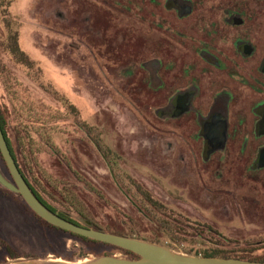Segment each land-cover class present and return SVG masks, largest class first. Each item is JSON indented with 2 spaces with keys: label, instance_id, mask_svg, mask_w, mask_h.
<instances>
[{
  "label": "rangeland",
  "instance_id": "1",
  "mask_svg": "<svg viewBox=\"0 0 264 264\" xmlns=\"http://www.w3.org/2000/svg\"><path fill=\"white\" fill-rule=\"evenodd\" d=\"M226 1L247 6L248 16L264 17V0ZM97 2L6 0L8 6L0 11V61L4 66L0 71V110L9 136L14 140L13 130H22L32 122L53 125V140L61 154L49 150L40 157L41 165L57 185L78 196L85 213L100 226L137 229L145 236L149 229H154L152 224H145L142 214L121 191L96 139L117 154V173L120 169L128 172L175 218L183 221L182 228L190 237L223 243L235 240L242 248L264 244V169H246L245 161L252 152L241 153V144L232 148V161L222 168H218L216 161L205 166L200 157L198 164L197 154L194 159L181 141L176 152L171 151L163 135L164 127L153 110L160 105L146 104L144 89L138 88V83L130 85L134 78H128L126 64L133 57L131 51L123 52L126 49L115 38L118 27L110 19L121 13L117 25L122 30L124 11L116 9V14L110 7H99ZM88 15L95 18L93 28L104 22L113 28L112 41L107 44L114 41V55L118 53L120 58L109 57L110 47L98 42L95 34L92 40L86 39L84 18ZM98 18L105 19L100 22ZM15 34L19 35L23 51L35 63L33 71L17 65L3 49L5 40ZM70 104L78 109V116L73 114ZM77 118L93 127L94 133L82 131ZM182 156L194 166L191 174ZM0 173L13 182L1 157ZM55 188L46 186L57 195ZM45 198L59 210L64 209L57 203L58 195ZM71 215L85 224L76 213ZM141 220L143 227L138 226ZM209 227L218 233L209 232ZM8 247L17 259L10 257ZM83 247L76 239L44 227L20 197L0 191V264H85L103 258L95 256L96 250L85 247L88 256L79 260ZM179 248L173 251L188 255L183 251L186 246ZM113 255L128 259L120 252ZM253 257L264 258V250L256 251Z\"/></svg>",
  "mask_w": 264,
  "mask_h": 264
},
{
  "label": "flooded vegetation",
  "instance_id": "2",
  "mask_svg": "<svg viewBox=\"0 0 264 264\" xmlns=\"http://www.w3.org/2000/svg\"><path fill=\"white\" fill-rule=\"evenodd\" d=\"M109 2L97 5L124 11L122 30L121 13L110 19L123 52L133 57L126 64L130 85L144 89L146 104L160 105L153 110L170 150L181 141L198 164L200 157L203 165L216 161L222 168L241 144V153L252 152L246 169H264L257 162L264 149V17L248 16L247 6L226 0ZM84 20L86 39L95 34L110 47L109 57L120 58L114 41L107 44L113 28L105 22L93 28L89 15ZM181 158L191 174L194 166Z\"/></svg>",
  "mask_w": 264,
  "mask_h": 264
},
{
  "label": "trees",
  "instance_id": "3",
  "mask_svg": "<svg viewBox=\"0 0 264 264\" xmlns=\"http://www.w3.org/2000/svg\"><path fill=\"white\" fill-rule=\"evenodd\" d=\"M6 0H0V11L4 7L6 8ZM3 13L4 10H3ZM4 51L12 58V60L29 71H33L35 63L30 59V57L23 51L20 38L18 34L10 35L7 40L2 44ZM4 69L2 62L0 61V71ZM43 74V72H42ZM44 84L41 83V86ZM45 90V88H44ZM50 90L48 89L47 92ZM69 108L72 110L75 116L79 115L78 109L75 105L70 104ZM0 122L8 141L11 152L15 158V161L24 176L29 187L35 194V196L53 213L62 217L65 220H68L79 226L88 227L92 230L101 231L105 233H110L113 235L128 237L132 239H137L140 241L150 242L153 244H158L161 246H167L172 250H180V245H183L186 248L183 250L190 256L194 257H204V258H223V259H240L247 262H259L264 263V258L253 257V254L256 251L264 250V244L259 245H249L246 248H242L239 242L235 240H226L227 236L220 234L221 237L225 238L226 242H220V240L215 241L213 239H206L201 237H190L189 234L182 228L184 225L183 221L175 218V214L169 211V209L162 204L160 201L156 200L152 194L145 190L141 184H139L131 175L120 169L117 173L116 167L119 165V158L116 153H114L110 148L104 147L101 145L100 140L96 139L101 151L103 152L105 158L109 161V169L112 175L116 178L121 191L127 195L128 199L132 204L139 210V213L144 217L145 224H152L154 229H149L148 236H145L141 233L140 230H131V229H121L120 227H109V226H100L95 222L88 214L84 211V206H82L79 201L78 196L71 190L65 189L62 185H57L58 183L52 180V176L49 175L46 170L42 167L40 162V157L43 154H46L51 151H56L57 155H60V150L58 146L55 145L53 140L54 128L53 125H38L37 123L27 124L23 127L22 130L16 129L13 130L14 140L9 136L7 131V123L0 110ZM77 123L82 131L86 130L87 133H94V128L91 127L86 122H81L77 118ZM56 127V126H54ZM99 136V135H98ZM0 157L4 164L6 165L7 170L9 171L5 160L0 152ZM63 160L67 162V157L64 155ZM69 166H71L69 164ZM255 172V171H253ZM14 182V181H13ZM12 182V183H13ZM84 185V180L80 181ZM51 188L52 185H55V190L57 195L60 198L58 204L64 208L59 210L55 205H52L45 198V195L48 197H57V195L52 194L46 186ZM93 190V189H92ZM0 191L9 193L20 197L25 203L29 211L38 219V221L46 228L55 231L56 233L66 234L77 241L81 242L85 247H88L94 252L95 256L100 257H112L114 258L113 252H120L126 256L129 260H139L140 257L130 251L121 249L116 246L98 242L89 238H85L71 232L59 229L52 226L47 221L38 216L24 201L20 194H15L8 189L0 185ZM95 194L98 195L96 190H93ZM51 199V198H50ZM57 201V200H56ZM72 212L76 213L85 224L77 221L72 217ZM184 217L183 215H179ZM130 223L137 226V222L133 218H129ZM138 226L143 227L142 220L138 223ZM209 232L218 233L213 228H208ZM216 235V234H215ZM219 235V236H220ZM201 244V245H200ZM200 245V246H199ZM84 249H81L80 255L78 256L79 260L86 259L85 256L88 254ZM200 249H199V248ZM102 248L109 249L105 250ZM101 250V251H100ZM10 257L15 260L17 255L12 253L8 247ZM182 251V252H183ZM76 262V261H74Z\"/></svg>",
  "mask_w": 264,
  "mask_h": 264
},
{
  "label": "water",
  "instance_id": "4",
  "mask_svg": "<svg viewBox=\"0 0 264 264\" xmlns=\"http://www.w3.org/2000/svg\"><path fill=\"white\" fill-rule=\"evenodd\" d=\"M0 152L7 164L9 172L13 178V183L9 182L0 173V184L9 191L20 194L27 205L42 219L54 227L71 232L73 234L89 238L98 242L119 247L130 251L140 257L139 260L119 259L103 257L97 261L85 264H264L259 262H247L240 259L204 258L182 255L167 246H161L150 242L140 241L128 237L113 235L101 231L92 230L88 227L79 226L63 219L49 210L33 193L24 176L22 175L15 158L11 152L8 141L4 134L0 122ZM258 166L264 167V149L259 152ZM18 264H40L37 262H27ZM68 264V263H64Z\"/></svg>",
  "mask_w": 264,
  "mask_h": 264
},
{
  "label": "bare ground",
  "instance_id": "5",
  "mask_svg": "<svg viewBox=\"0 0 264 264\" xmlns=\"http://www.w3.org/2000/svg\"><path fill=\"white\" fill-rule=\"evenodd\" d=\"M55 264H64V263H58V262H56Z\"/></svg>",
  "mask_w": 264,
  "mask_h": 264
}]
</instances>
